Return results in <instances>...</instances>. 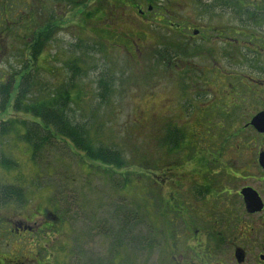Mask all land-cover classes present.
I'll return each mask as SVG.
<instances>
[{
  "label": "rangeland",
  "instance_id": "374dc122",
  "mask_svg": "<svg viewBox=\"0 0 264 264\" xmlns=\"http://www.w3.org/2000/svg\"><path fill=\"white\" fill-rule=\"evenodd\" d=\"M31 1L35 0L6 3L29 13L26 3L29 6ZM247 1L253 14H245L247 9L237 6L235 0H79L78 5L64 2L56 7L59 31L52 54H58L59 65H47L46 71L30 65L33 85L46 92L72 86L79 120L82 116L91 121L89 128L97 134V141L119 152L124 163L118 168L99 163L89 166L87 160L82 162L68 147L57 144L47 151L39 169L23 149L11 153L9 146L19 168H0V185L20 184L27 197L24 204L0 205V264H168L161 224L166 195L191 181L185 172L194 170V165L201 173L207 172L204 163L209 159L214 161L211 169L217 171L219 160L226 161L229 155L231 114L217 105L222 103L220 95L213 98L218 90H228L224 84L229 79L209 78L208 69L217 62L221 75L248 74L250 70L253 78H264L251 68L253 64L261 68L264 51L257 56L254 51L258 48L250 46L252 58L246 60L239 47L233 46L235 50L224 44L235 30L239 41L245 37L251 45L262 46L256 39L264 38V5ZM171 23L190 28L184 39L193 46L184 50L182 66L173 64L170 69L164 60L165 46L179 39L169 29ZM202 29L210 41L193 37L195 30ZM173 50L172 46V52H179ZM67 52L79 62L82 72L78 75L75 68L72 74L65 66ZM20 53H13L12 60ZM20 68L1 65L0 77L2 72L6 77L0 82H8L14 69L21 72L20 80L24 73ZM186 68L193 78H180L186 75ZM217 80L221 83L214 87ZM239 90L242 96H254L244 86ZM99 94L106 96L103 104ZM11 117L10 111L0 116L2 120ZM182 139L194 147H181ZM8 141L14 143L12 138ZM176 164L179 166L170 173L168 169ZM221 165L226 171L224 163ZM54 182L66 187L56 191ZM38 209H45L50 222L54 217L48 212L58 215V227L46 229ZM120 214L126 215V221L120 222ZM133 217L139 221L130 225ZM13 223H22L29 230L12 232ZM136 227L135 241L119 236L125 231L128 237ZM138 238L145 240L144 245L138 244Z\"/></svg>",
  "mask_w": 264,
  "mask_h": 264
},
{
  "label": "flooded vegetation",
  "instance_id": "af4514ba",
  "mask_svg": "<svg viewBox=\"0 0 264 264\" xmlns=\"http://www.w3.org/2000/svg\"><path fill=\"white\" fill-rule=\"evenodd\" d=\"M3 2L0 0L2 3L0 66L11 68L12 65H18L22 67L20 70H23L25 67L36 64L46 71L47 65L53 67L59 65L58 54H52L59 31L56 7L64 2H68L69 5L73 4L74 0L31 1L29 6L26 3V7L30 8L29 13L17 9L16 6L9 8L6 0ZM255 2H261L264 5V0H255ZM256 7L252 6L251 8L255 10ZM151 8L149 7L148 11ZM244 13L253 14L254 12L244 11ZM139 14L145 15L142 10L139 11ZM169 29L179 36L177 43L165 46L164 60L168 62L171 69L173 64L182 66L183 58L181 57L185 55L184 50L188 45L190 47L193 45L184 39L186 38L185 31H189L190 28L185 30L181 24L171 23ZM231 33L234 34V37L226 38L229 42L224 44L228 47H239V53L242 54L243 51L242 58L246 60L252 58L249 57L252 55L250 46L258 48L256 51L253 50L257 56L263 53L264 38L256 39L262 43V46H257L255 43L251 45L252 42L246 41L245 37L242 39L243 41L236 39L238 32L235 30H231ZM193 34V37H200L206 42L212 39L204 30L203 32L195 30ZM219 35L221 36L222 33L220 32ZM243 36L246 34L243 33ZM219 37L214 40L216 41ZM172 46L179 52L174 50L172 52ZM233 48L235 49V47ZM16 51L21 52L20 57L12 60V54ZM67 54L68 52L64 54L67 57L64 61L73 60V57L67 56ZM17 60L19 62H16ZM252 61L257 62L258 60ZM260 64L261 68H257V64H253L251 68H256L257 72L264 74L262 68L264 59L263 62L260 61ZM239 67L246 68L242 64ZM207 72L211 75L209 78H226L225 81L229 79L228 84H224L228 90H224L223 93L218 90L213 97L215 100L217 95H220L219 102L222 103L217 105L224 106L220 110H226L228 114H231L229 155L226 161L219 160L216 165L217 171L211 169L214 161L209 159L204 163V167L208 169L207 172L201 173L200 168L197 170V166L194 165V170L185 172L188 173L191 181L166 195L162 205L161 224L164 231L167 263L264 264V131H259L252 124L256 116L264 113V78H253L250 70L249 75L246 73L234 74L233 72L228 76L221 75L217 62ZM183 73L186 75L180 76V78H193L189 74V68H186ZM12 74L10 78H12ZM5 77V72H2L0 78ZM200 78L207 77L200 76ZM219 82L220 80H217L213 86L217 87L216 84ZM0 83L7 82L1 81ZM237 83L240 87L244 86L253 92L254 96L252 98L242 96ZM252 100L258 103L252 104ZM209 108L213 109L214 106L206 109ZM184 145H186V150L194 147L191 145L192 148H189L187 141L182 140L181 147ZM190 158L195 159L193 156ZM222 163H224L226 171L225 168L222 170ZM187 165L188 162L183 165L182 169L184 170ZM173 166L168 169L172 174L174 173ZM42 211L45 209H38L37 212L40 214L37 213V215L43 219ZM48 215L51 219L54 217V220L50 222L47 219L48 216H45V228L58 227L59 216L50 212ZM12 225L14 226L12 232L19 233L29 230L23 227L22 223H13Z\"/></svg>",
  "mask_w": 264,
  "mask_h": 264
},
{
  "label": "trees",
  "instance_id": "16d2710c",
  "mask_svg": "<svg viewBox=\"0 0 264 264\" xmlns=\"http://www.w3.org/2000/svg\"><path fill=\"white\" fill-rule=\"evenodd\" d=\"M235 1L238 2L237 0ZM247 2V0H240L237 6L246 8L247 10L245 11H249ZM78 3L79 0H74L73 5H78ZM78 64L79 62L75 58L65 61V66H68V70L72 74L75 68L76 75L82 72ZM27 70L29 71V67L23 68L22 78L17 80L21 72L19 73L18 69H14L12 78L7 83H0V116L7 114L9 111L12 112L10 119L2 120L0 118L1 169L8 171L17 170L19 164L11 153H13V150L15 152L22 149L25 154L29 155L31 163L40 169V162L43 163L42 160L45 159L44 156L47 151L57 146V144L68 147L71 152L80 157L82 162L87 160L89 166L99 163L104 167L118 168L124 163L119 152L111 147L101 146L102 143L100 144L97 141V134L93 133L91 128H89L91 121L84 120L82 116H80L81 120H79L78 111H75L78 100L72 95V86L61 87L58 91H52L51 89L50 92H46L41 87L37 89L36 85H33L35 83L34 73H32L31 69L29 72ZM99 97L101 104H103L106 101V96L99 94ZM11 138L14 143L8 141ZM9 146H11V153L8 150ZM189 148L192 147L189 145ZM175 167L173 166V169ZM49 170L48 167L46 171ZM54 185L56 191L66 187L64 183V186L58 183ZM46 187L52 188L48 185ZM26 197L27 191L20 184L6 183L0 185V205L24 204ZM42 214L44 217L46 216L45 211H42ZM125 216V214H120V222L122 219L126 221ZM132 221L130 225L134 224L136 218L133 217ZM117 222L119 223V220ZM136 229L137 227L129 233L128 237L124 234L125 231H123V234L119 233V236L122 240L125 236V239L135 241L134 233ZM138 237L142 238L141 235ZM143 242L145 243L144 239L143 241L139 240L138 244L140 246L144 245ZM14 260L18 261L20 259ZM10 263L13 264L14 261Z\"/></svg>",
  "mask_w": 264,
  "mask_h": 264
},
{
  "label": "water",
  "instance_id": "95a60500",
  "mask_svg": "<svg viewBox=\"0 0 264 264\" xmlns=\"http://www.w3.org/2000/svg\"><path fill=\"white\" fill-rule=\"evenodd\" d=\"M252 124L259 130V131H264V113L256 116Z\"/></svg>",
  "mask_w": 264,
  "mask_h": 264
}]
</instances>
